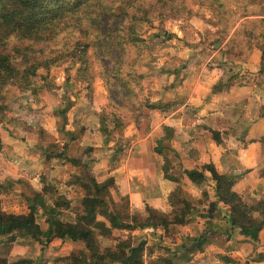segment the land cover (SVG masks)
<instances>
[{
    "label": "crops",
    "instance_id": "0c3cea01",
    "mask_svg": "<svg viewBox=\"0 0 264 264\" xmlns=\"http://www.w3.org/2000/svg\"><path fill=\"white\" fill-rule=\"evenodd\" d=\"M175 30L171 31L173 37L163 33L153 36V55L146 57L142 70L146 99L162 108L146 109L139 121L121 112L123 140H110L107 135L112 130L101 125V113L111 111L100 82L94 86L90 105L85 92L71 91L65 77L57 81V87L51 86L54 82H45L37 91L41 96L38 124H21L24 114L31 118L29 109L24 108L21 121L18 111L8 121L0 122V181H13V186L0 194L4 211L29 213L32 191L44 193L41 178L45 175L59 179L62 194L73 198L71 187L66 186V171L71 166L57 164L58 153L64 147V157L68 158L76 157L80 147L93 148L89 162L92 173L95 177L98 173L103 181L113 177L117 194L129 198L132 213L141 221L148 217L147 206L170 212L169 198L177 186L204 213L203 192L208 190L214 197V187L209 183L205 188L197 186L186 171L200 170L207 164L214 165L221 174L237 177L233 189L247 205L255 206L264 200V52L255 44L247 56L230 57L224 53V44L211 46L194 41L197 34H193V28ZM203 32L201 29L202 36ZM186 81L194 83L186 89ZM36 97L33 92L35 103ZM35 103L31 107H36ZM63 110L67 124L59 128L57 112L61 114ZM165 129L168 131L164 138ZM50 134L61 148L49 158L46 149ZM166 173L178 182L167 178ZM17 181H24L27 188ZM38 209V222L46 231L48 216L42 206ZM59 210L63 220L74 221L71 214L66 216L67 210ZM228 212L225 208L224 213ZM196 216V223L203 226L205 219ZM256 216L264 218L260 213ZM213 224L217 234L208 240L204 250L191 254L189 262L178 264H223L221 257L238 264H264L257 258L264 253V230L255 243L233 228L225 216L215 217ZM191 229L189 225H178L167 232L160 226L137 229L132 234L135 243L145 241L148 249L156 247L155 252L146 251L149 262L160 256L181 255L183 245L189 243ZM79 244L68 238L36 240L24 228L14 243L0 244V257L7 258L9 264L19 260H28V264H65L67 257L83 248Z\"/></svg>",
    "mask_w": 264,
    "mask_h": 264
},
{
    "label": "trees",
    "instance_id": "16d2710c",
    "mask_svg": "<svg viewBox=\"0 0 264 264\" xmlns=\"http://www.w3.org/2000/svg\"><path fill=\"white\" fill-rule=\"evenodd\" d=\"M195 1L208 6L218 16L220 12L229 15L235 10L234 6L239 10V20L230 21L231 29L234 31L224 46V53L227 56L243 58L251 53L255 44L264 52V0ZM51 2L52 0H48V3ZM88 2L93 12L77 17L62 12L64 5L47 6L45 0H0V118L3 119L8 113L9 94L13 87L25 84V90L29 89L39 67L51 68L78 58L83 68L87 70L88 53L91 48L89 39L93 40L92 46L98 48V55L104 53L107 61L110 59L114 62L111 69L102 66L103 75L106 77L103 78L107 80L105 88L109 97V106L136 121L144 117L146 109L162 108L146 99L140 82L133 83L141 63L137 57L131 59L128 71L123 70L126 66L124 59L129 56L126 49L128 45H124V37L133 47H136L138 42L144 45L145 41L141 35L145 31V26L157 19L180 17L188 8L187 0H88ZM77 4L83 7L81 0H77ZM82 39L88 41L85 43ZM217 42L220 43L219 40ZM150 50L147 48L145 54ZM47 51L56 54L47 58L45 57ZM142 52L137 51L140 56ZM43 57L45 58L41 59ZM112 71H115L113 77L119 80L114 86L118 88L120 102L114 99L113 89L108 85L107 76H110ZM122 72H125L127 79L122 76ZM133 72L135 74H132ZM85 84L93 95L92 83ZM61 114L66 118L65 110L61 111ZM167 131L168 129H165L164 138ZM162 140H159V143ZM56 144L47 147L46 154L49 158L56 156L57 153L51 148L60 150L61 147ZM64 149L66 150V147ZM65 150L58 153L60 162L57 164L71 166L70 178L68 182L66 181V186L80 187L84 190L81 205L77 208L72 207V201L62 194L54 183L55 180L45 175L41 178L44 193L32 191L29 213L16 214L4 211L0 198V244L14 243L20 231L27 228L36 240L45 238L50 242L55 238H68L83 243L82 249L66 258L68 264H161V262L178 264L189 262L192 258L191 254L204 250L208 240L217 234L213 224V219L217 216H225L233 228L238 229L241 235L249 237L255 243L260 240V232L264 230V218L256 216V213L264 216V200L255 206L247 205L233 189L237 177L219 173L212 164H207L200 170L186 171L187 176L197 186L205 188L209 183L214 187V197L208 190L203 192L201 204L204 205V213H201L198 206L184 196L182 187L177 186L169 198L172 207L170 212L163 213L147 206L148 217L141 221L132 213L128 197L120 195V200L125 201V205H119L115 200L101 202L95 197L90 198L87 194L89 189L86 185L91 183L88 175L91 174L89 162L93 148L80 147L74 158L64 157ZM207 172L210 173L209 177ZM91 175L93 179L96 178L94 174ZM166 175L167 178L178 182L174 177L168 176L167 173ZM12 182L0 181V194L13 186ZM17 182L25 184L24 181ZM103 183L109 184L117 191L113 177H109ZM102 204H107L114 211L105 215L107 213L101 210L99 214L105 220H97V207ZM38 206H42L48 216L49 228L46 231L41 229L38 222ZM59 208L69 211L74 221L63 220V213ZM225 208L229 210L228 213H224ZM197 214L205 219L203 226L196 223ZM178 225L192 227L187 237L189 243L183 245L182 254H175L174 258L160 256L161 258L156 261L147 262L145 257L146 251L149 250L147 243L145 241L135 243L132 232L160 226L170 232ZM115 230L125 231L127 236L121 238L114 247H102L100 237H108ZM164 250L170 253L167 249ZM257 258L263 261L264 253L259 254ZM220 260L223 264H238L229 257H221ZM28 263H30L28 260H19L10 264ZM0 264H9V262L7 258L0 257Z\"/></svg>",
    "mask_w": 264,
    "mask_h": 264
},
{
    "label": "rangeland",
    "instance_id": "374dc122",
    "mask_svg": "<svg viewBox=\"0 0 264 264\" xmlns=\"http://www.w3.org/2000/svg\"><path fill=\"white\" fill-rule=\"evenodd\" d=\"M187 10L186 12L181 15L180 17H166V18H161V19H157L149 24H147L145 26V31L142 33V38L145 41L144 45H141L140 42L136 43V47H133V45H129L128 41L126 39V37H124V45L127 44L128 46L126 47V49H128V54L129 56L127 58L124 59V69H126V71L129 70V66L128 64L132 62V58L137 57L138 60L141 61V63L138 66L137 69V74H135L134 72L132 74H135L134 76V81L135 82H140L141 83V79L143 78V74H142V70L145 67V62L144 60L146 59L147 56L150 57V55L152 56L153 54V36L156 35H161L163 34H170L173 37V33L171 31H173V29L175 28L176 30H185V29H192L193 28V34H197L194 35V41H198L197 43H207L211 46H213L214 44H216V42L219 40L221 44H225L227 43V41L229 40L230 36L232 35L234 29H231V25H232V19L235 20H239V10L236 9V7L234 6L235 10H232V13H230L229 15L227 13L224 12H220L218 14H220L219 16L213 12V10L211 8H209L208 6H205L203 4H199L197 1L195 0H187ZM239 12V13H238ZM242 15V14H241ZM196 23V24H195ZM239 23L236 24V26H238ZM197 25V26H196ZM206 28V30H204ZM201 29H203V36L201 33ZM175 30V31H176ZM64 33L61 35V37H63ZM205 35V36H204ZM60 37V38H61ZM176 37V34H175ZM201 39V40H200ZM91 41V48L89 50V68L87 70H85L83 68V64L82 62L79 61L78 58L76 59H71L70 61L60 64V65H56L53 66L51 68L49 67H39L38 72L36 74V76H34L32 78V83L30 85L29 89L24 88V85L20 84L19 86H15L13 87L12 91L9 94V110L8 113L5 115V117L2 119L0 118V122H5L8 121L9 118L12 117V113L13 112H18L17 115H20L19 117V121H21V109H29L28 113L31 112V115L28 114L31 118L27 117L23 118L22 117V122L21 124H25L26 127H33V124H38L40 116H39V99H41V96H39V92H37L39 89H42V85H45V82L50 81V83L54 82V84H51L52 87H57L58 85V80L62 79L65 77V81L68 84V86H71V91H84L85 92V98H86V103L88 105H90V103L93 101V95L90 92L88 86L85 84L87 82L92 83V87L95 86V84L97 82H100L104 87H106L105 83L107 82L106 78L103 75V68L107 67L109 69H111L114 65V62L110 61V59L107 61V59H105V54L102 53L101 56L98 55L99 51L97 50V47H93V40L89 39ZM122 40V37H121ZM82 41H84L85 43L88 41L87 39H82ZM186 43V40H185ZM204 43V44H205ZM219 43V42H217ZM147 48H150L151 50L145 54ZM137 51L142 52L143 54H138ZM45 57H51L54 56L55 54H53L51 51H47L45 53ZM144 55H145V59H144ZM140 56V58H138ZM45 57L41 58L44 59ZM137 60V61H138ZM112 71V74H110V76H107L108 79V85L110 86L111 89H113L112 94L114 96V99L117 100V102L119 101V97L120 95L117 94V90L118 88L115 85V82H117L118 78L113 77L114 74ZM80 73V74H79ZM122 76L127 79V75L125 74V72H122ZM104 77V78H103ZM79 79H82V81H80ZM63 81V80H62ZM106 81V82H105ZM119 81V80H118ZM56 85V86H55ZM106 89V88H105ZM116 90V91H115ZM33 92L36 93V103H35V98H33ZM107 93V90H106ZM117 94V95H116ZM67 97H70L69 94H67ZM92 96V97H91ZM107 100H109L108 97V93H107ZM16 102V105L14 104ZM35 103L36 107H31L30 104ZM109 110L111 112H108L107 110H104V113H101V120L103 121L101 123V125L103 126V128H105V126H107V129H111L112 132L109 133L107 135V137L110 140L116 139V140H123V138L121 137V131L123 130V125H124V119L123 117L120 115L121 111H118L114 108H112L111 106H109ZM57 114L59 115L58 117V127H63L67 124V118H62L60 115V111L57 112ZM132 118V117H131ZM29 119V120H28ZM25 120V121H24ZM28 120V121H26ZM104 123V125H103ZM101 126V127H102ZM117 128V129H116ZM120 128V129H119ZM101 130H103L101 128ZM107 130V131H108ZM43 132V131H42ZM105 132V130H104ZM51 135V134H50ZM48 141V139H47ZM49 145L51 144H55V143H60L57 142V138H55L53 135H51L50 137V141L48 142ZM59 147V144H56ZM57 148H51V150H54L56 152L60 151ZM91 169V168H90ZM67 174H69V171H66ZM81 174V172H80ZM91 174L92 171H91ZM69 175L67 177V182L69 180ZM59 179H56L54 181V183L57 184L58 187H62L63 185L61 184V182H58ZM20 186L22 188H27V186L25 184H20ZM72 189V207L77 208L81 205V201H82V197L84 195V190L81 189L80 187H71ZM61 190V189H60ZM66 189H64L63 191H65ZM119 205H125V201H116ZM70 212H66V216H70ZM72 215V214H71ZM73 218V215H72ZM101 220H105L104 218ZM127 236V233L125 231H120V230H115L110 236L108 237H104L101 236L100 237V241L102 244V247H114L116 245V243L121 239ZM80 247H84L83 243L79 244ZM4 250L6 252V246H4ZM79 251V248L78 250ZM155 252L156 251V247L154 248H149L148 250ZM149 260V258H147ZM161 264H164L163 262H161ZM166 264V263H165Z\"/></svg>",
    "mask_w": 264,
    "mask_h": 264
},
{
    "label": "clouds",
    "instance_id": "9594fccd",
    "mask_svg": "<svg viewBox=\"0 0 264 264\" xmlns=\"http://www.w3.org/2000/svg\"><path fill=\"white\" fill-rule=\"evenodd\" d=\"M45 3H47V6H54L58 4H62L65 7L62 9V12H66L69 15H76L79 17L80 15H89L93 12L92 6L89 4L88 0H81V3H83V7H79L77 4V0H52L51 3H48V0H45ZM193 82H185V88H190L192 86ZM110 174V173H109ZM88 180L91 181L90 184L86 185L89 189L88 195L90 198L95 197L99 201H105V200H115L120 201V195L117 194V192L109 185L103 183V178L99 176V174H96V178L93 179V176L91 174L88 175ZM37 187H39L37 185ZM103 211L104 213H107L105 215H108L109 213L113 212L114 209L109 207L107 204H102L97 207V215L96 219L100 220L103 219V216L99 214L100 211ZM65 264H68L67 261H65Z\"/></svg>",
    "mask_w": 264,
    "mask_h": 264
}]
</instances>
